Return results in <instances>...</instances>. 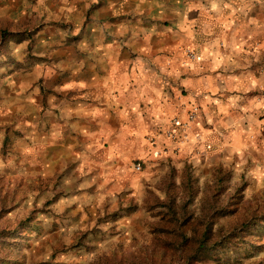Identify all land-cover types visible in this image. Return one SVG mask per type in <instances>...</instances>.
Returning <instances> with one entry per match:
<instances>
[{"label": "rangeland", "instance_id": "rangeland-1", "mask_svg": "<svg viewBox=\"0 0 264 264\" xmlns=\"http://www.w3.org/2000/svg\"><path fill=\"white\" fill-rule=\"evenodd\" d=\"M79 3L0 0V264H264V156L204 161L197 106L128 146L59 112Z\"/></svg>", "mask_w": 264, "mask_h": 264}, {"label": "crops", "instance_id": "crops-1", "mask_svg": "<svg viewBox=\"0 0 264 264\" xmlns=\"http://www.w3.org/2000/svg\"><path fill=\"white\" fill-rule=\"evenodd\" d=\"M76 1L80 36L49 92L83 136L118 129L128 146L130 132L145 129L142 115L157 133L197 106L190 137L204 161L264 156V0Z\"/></svg>", "mask_w": 264, "mask_h": 264}, {"label": "built area", "instance_id": "built-area-1", "mask_svg": "<svg viewBox=\"0 0 264 264\" xmlns=\"http://www.w3.org/2000/svg\"><path fill=\"white\" fill-rule=\"evenodd\" d=\"M190 55V58L194 59V56L191 55V53H188ZM198 114V109L197 107H192L191 111H190V115H189V120L193 121L195 119V117ZM260 126H261V131L264 133V117H262L261 121H260ZM137 170H139V166L137 167Z\"/></svg>", "mask_w": 264, "mask_h": 264}]
</instances>
